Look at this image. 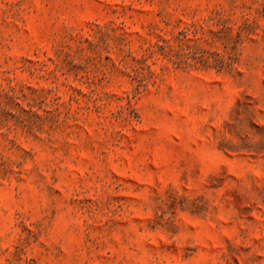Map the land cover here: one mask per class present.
<instances>
[{"label": "rangeland", "instance_id": "obj_1", "mask_svg": "<svg viewBox=\"0 0 264 264\" xmlns=\"http://www.w3.org/2000/svg\"><path fill=\"white\" fill-rule=\"evenodd\" d=\"M0 264H264V0H0Z\"/></svg>", "mask_w": 264, "mask_h": 264}]
</instances>
